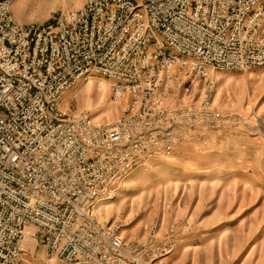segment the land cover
<instances>
[{"label": "built area", "instance_id": "1", "mask_svg": "<svg viewBox=\"0 0 264 264\" xmlns=\"http://www.w3.org/2000/svg\"><path fill=\"white\" fill-rule=\"evenodd\" d=\"M81 1L23 25L15 0H0V264H22L31 228L47 264H140L100 203L148 159L172 154L184 127L194 134L199 110L214 122L210 99L181 102L194 75L264 67V0ZM95 74L115 103L128 100L115 123L60 108Z\"/></svg>", "mask_w": 264, "mask_h": 264}, {"label": "rangeland", "instance_id": "2", "mask_svg": "<svg viewBox=\"0 0 264 264\" xmlns=\"http://www.w3.org/2000/svg\"><path fill=\"white\" fill-rule=\"evenodd\" d=\"M81 4L15 0L12 14L20 24L44 25ZM192 78L181 102L202 107L210 99L214 122L207 126L199 110L195 133L184 127L172 154L136 168L100 203V215L123 224L121 236L131 246L125 252L140 264H264V67ZM112 93V83L95 74L70 88L60 108L115 123L128 100L115 103ZM36 232H26L22 264H47Z\"/></svg>", "mask_w": 264, "mask_h": 264}]
</instances>
